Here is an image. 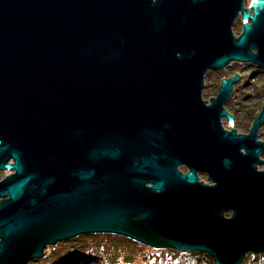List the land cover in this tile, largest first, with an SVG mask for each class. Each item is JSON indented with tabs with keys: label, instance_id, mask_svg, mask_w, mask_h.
I'll return each instance as SVG.
<instances>
[{
	"label": "water",
	"instance_id": "water-1",
	"mask_svg": "<svg viewBox=\"0 0 264 264\" xmlns=\"http://www.w3.org/2000/svg\"><path fill=\"white\" fill-rule=\"evenodd\" d=\"M232 61L264 67V0H0V264L83 234L264 253V108L237 135V77L203 98Z\"/></svg>",
	"mask_w": 264,
	"mask_h": 264
},
{
	"label": "trees",
	"instance_id": "trees-1",
	"mask_svg": "<svg viewBox=\"0 0 264 264\" xmlns=\"http://www.w3.org/2000/svg\"><path fill=\"white\" fill-rule=\"evenodd\" d=\"M243 27V26H242ZM67 250L58 247L51 263L55 264H214L212 257L203 252L183 253L173 249H155L131 239L116 235H88ZM58 254V255H57ZM264 264V253L248 255L252 264Z\"/></svg>",
	"mask_w": 264,
	"mask_h": 264
},
{
	"label": "flooded vegetation",
	"instance_id": "flooded-vegetation-1",
	"mask_svg": "<svg viewBox=\"0 0 264 264\" xmlns=\"http://www.w3.org/2000/svg\"><path fill=\"white\" fill-rule=\"evenodd\" d=\"M250 2L248 1L246 3L247 8H249ZM238 20L241 23L242 19L240 16L236 22ZM206 76H213L211 83L209 85L205 83L206 88L204 87V89L211 88L212 90L209 95L204 94L208 98L204 100L208 103L218 96L224 80H228L234 76L237 77V80L232 85L229 97L223 105L231 118L223 116L221 121L225 130L229 132L235 131L237 135H248L253 127L254 121L264 108V67H259L251 62L232 61L224 68L209 70ZM257 140L264 142V123L258 129ZM260 156L263 158L264 154L261 152ZM180 170L187 171L184 166L180 167ZM5 172H7L6 176L12 173L11 171ZM198 176L201 180L207 181L205 174H198Z\"/></svg>",
	"mask_w": 264,
	"mask_h": 264
},
{
	"label": "rangeland",
	"instance_id": "rangeland-1",
	"mask_svg": "<svg viewBox=\"0 0 264 264\" xmlns=\"http://www.w3.org/2000/svg\"><path fill=\"white\" fill-rule=\"evenodd\" d=\"M233 30H234V32H235L236 35H239L241 33V31H242V21H241V23H239V20H238L234 24ZM211 79H213V76H210V77L206 76L205 83L207 85H209L211 83ZM211 92H212L211 88L204 89V91H203V97H204L205 100L208 99V98L204 94H208L209 95ZM6 175H7V172H0V179L2 177H5ZM88 235H100V234H83V235H80V236H78L76 238H72V239H69V240L61 241V242H59V243H57L55 245H50V246H48L45 249V252L46 251L47 252H46V254H44L43 257L38 258V259H35V260L31 261L29 264H55V263H51L50 260L53 259L54 255H55L54 254L55 252L58 253V251L56 250L58 247H60L62 249H65V250H67L68 248L72 249L74 245H77L78 244V242H77L78 239H82L84 236H88ZM101 235H103V234H101ZM109 235H113V234H109ZM116 236H118V235H116ZM51 249H55L53 254L50 253V250ZM249 254L246 255V257L243 260V263H246L248 261V255ZM252 264H259V261H254V262H252Z\"/></svg>",
	"mask_w": 264,
	"mask_h": 264
}]
</instances>
